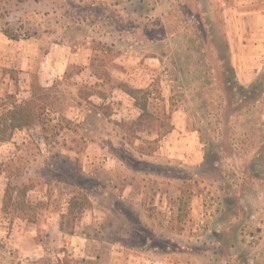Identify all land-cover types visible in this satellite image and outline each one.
I'll use <instances>...</instances> for the list:
<instances>
[{"label":"rangeland","instance_id":"374dc122","mask_svg":"<svg viewBox=\"0 0 264 264\" xmlns=\"http://www.w3.org/2000/svg\"><path fill=\"white\" fill-rule=\"evenodd\" d=\"M0 264H264V0H0Z\"/></svg>","mask_w":264,"mask_h":264},{"label":"trees","instance_id":"16d2710c","mask_svg":"<svg viewBox=\"0 0 264 264\" xmlns=\"http://www.w3.org/2000/svg\"><path fill=\"white\" fill-rule=\"evenodd\" d=\"M261 80L262 78L259 77L255 81V83H253L251 87H246L244 85H241L236 80L235 71L233 68V115L245 109L244 107L246 105V102L256 103L259 101V98L262 94V90H258V88H256V84L260 82ZM40 89L41 87L39 86H37V88H35V86L33 87L32 89L33 97H35L38 94L37 91ZM129 93L132 96H134L133 90H130ZM32 100H30L29 103ZM140 108L143 111H146L147 101H145L144 103H141ZM9 115L11 118H9L8 121L11 122L10 126H12L13 128L23 127L24 125H30L33 120V116H34L30 113L29 106H24V103H16L15 105H13L12 109L9 111ZM76 202L77 201L75 200V198L71 200L70 208L66 216L74 215L76 209L80 208V207H77L78 205Z\"/></svg>","mask_w":264,"mask_h":264}]
</instances>
